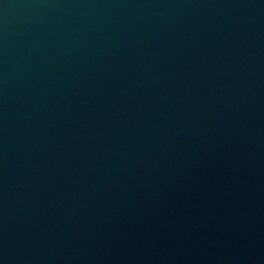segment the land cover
<instances>
[{"label": "water", "instance_id": "1", "mask_svg": "<svg viewBox=\"0 0 264 264\" xmlns=\"http://www.w3.org/2000/svg\"><path fill=\"white\" fill-rule=\"evenodd\" d=\"M0 264H264V0H0Z\"/></svg>", "mask_w": 264, "mask_h": 264}]
</instances>
